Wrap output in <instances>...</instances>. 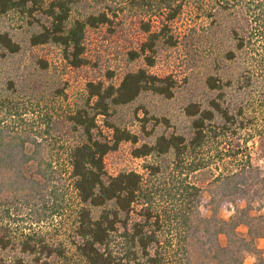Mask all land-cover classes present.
<instances>
[{
	"label": "trees",
	"instance_id": "obj_1",
	"mask_svg": "<svg viewBox=\"0 0 264 264\" xmlns=\"http://www.w3.org/2000/svg\"><path fill=\"white\" fill-rule=\"evenodd\" d=\"M185 9L202 13L216 28L220 19L228 21L222 30L231 47L225 49L223 58L238 63L239 58L248 55L249 66L244 68L241 64L244 69L237 78H226L219 73L206 75L205 85L214 95L185 107L190 136L162 133L152 142H141L137 133L108 119L116 108L133 102L142 93L165 98L173 95L174 79L170 75H158L150 68L155 65L160 45L177 43L173 23ZM9 12L24 15L30 18L31 25L37 26L29 35L31 46L59 48L63 61L72 70L89 65V36L102 31L111 37L124 36L128 42L124 52L126 61L142 60L144 66H135L122 74L107 69L104 75L88 79L84 85L85 100L55 122L67 127L72 136L63 144H66L65 160L78 201L74 219L77 259H69L61 243L48 241L40 231L13 232L0 225V264H163L159 231L165 219L181 217L186 223L191 221V213L198 215L200 187L186 179L174 178L176 175L170 182L160 180L159 176L172 163L174 170L180 169L182 174L185 159L214 138L245 130L253 132L250 133L253 136L264 134V117L261 120L259 117L263 110L257 113L264 108V83L260 80L264 75V0H0V15ZM129 32L134 33L135 40L126 36ZM0 51L2 56L12 57L21 51V45L8 32H3ZM38 62L42 69L49 66L45 58ZM7 87L14 93L20 89L11 77L7 78ZM55 90L62 95L64 89ZM4 101L9 102L8 111L16 118L26 109L18 101L6 98L1 100L3 105ZM99 116L108 124L110 135L99 129ZM14 124L0 126V195L9 191L16 200L34 206L50 189L48 193L54 196L53 200L58 199L57 189L48 187L56 178L52 164L55 157L45 158L40 150H29V146L42 145L44 135L34 136L20 123ZM54 140L57 145L63 142L59 137ZM124 143L134 145L130 151L133 157L152 159L145 165L147 176L137 169L107 173V156ZM165 161L169 165H164ZM189 166L190 170L198 168L193 162ZM220 180L230 187V194L246 198L247 205L242 207L234 201L233 212L227 219L207 220L212 219L215 228L207 239L210 245H206V255L212 253L216 264H243L245 254L251 253L255 256L252 264H264L263 251L256 243L264 237V213L251 214L248 199L251 190L264 194V172L254 170L247 162ZM164 196L177 201V205L171 210H159L157 198ZM3 202L0 199V206ZM138 204L139 218L133 219L130 213ZM62 206L54 203L48 208H53L52 214ZM41 217L44 216L39 215L37 221ZM241 225L246 227L245 232L238 231ZM205 229L209 234V227ZM219 234L225 235V245L218 242ZM188 235L187 232L184 238ZM10 250L17 251L13 259L3 255Z\"/></svg>",
	"mask_w": 264,
	"mask_h": 264
},
{
	"label": "rangeland",
	"instance_id": "obj_2",
	"mask_svg": "<svg viewBox=\"0 0 264 264\" xmlns=\"http://www.w3.org/2000/svg\"><path fill=\"white\" fill-rule=\"evenodd\" d=\"M29 19L15 12L0 15V33L8 32L21 45V51L12 57H4L0 54V126L12 127L18 122L22 127L31 130L34 136L38 133L44 135L46 139L42 140V145L29 146V150H40L45 158H50L52 155L55 157L52 164L56 170V178L48 187L57 189L59 198L53 200L54 196H50L48 188L44 198L37 201L34 206H30L16 200L9 191H5L0 195V199L4 201L0 206V225H6L13 232L32 229L40 231L48 241L54 244L61 243L68 258L73 260L77 259L74 242L78 239L74 233V219L78 201L71 185L64 155L67 141H70L72 136L67 127L55 122L64 112L73 110L85 100L84 85L88 79L103 74L107 69L122 74L123 71L135 66H144V63L142 60L128 63L124 54L128 42L124 36L111 37L102 31L93 32L89 36L88 45L91 53L89 65L72 70L63 61L59 48L53 45H30L29 35L37 29V26L31 25ZM41 20L46 22L45 18ZM220 21V26L216 28L215 23L212 25L211 19L202 13L185 9L173 23L177 43L173 46L160 45L155 65L150 68L158 75H170L174 79L173 95L165 98L149 92L142 93L133 102L116 108L108 121L137 133L141 142H152L162 133L165 135L181 133L190 136V119L185 114V107L190 102H204L207 97L214 95L205 85L206 75L219 73L226 78H237L240 70L249 66L248 55L239 58L240 65L236 61L230 62L223 58L225 49L231 47V43L222 30L223 27H227L228 21L225 19ZM126 36L136 39L132 32ZM44 58L48 61L47 69H42L38 62L39 59ZM8 77L17 82L19 92L14 93L8 89ZM260 80L264 83V75ZM58 88L64 89L62 95L57 94L55 89ZM6 98L12 102L18 101L23 108H26L21 118L10 114L8 101H4V105L1 103V100ZM262 110L264 113V108L257 113ZM262 114L259 116L260 120L264 117ZM20 119L22 121H18ZM98 125L103 133L110 135V128L102 116L98 117ZM250 133L253 132L245 130L225 138H214L197 150L196 154L185 159L182 174L179 173L180 169L174 170L175 165L172 163L165 174L159 176L160 180L166 179L170 182L172 176L176 175L174 178L186 179L187 182L200 187L198 215L191 213V221L185 223L181 217L179 220L163 218L165 224L159 231L164 255L163 264L217 263L212 253L206 255V245H210L207 239L215 228L212 219L209 222L207 220L217 217L227 219L233 212L234 201L242 207L247 205L246 198L239 199L238 194H230V187L226 183H221L220 178L236 171L239 166L247 162L251 163L254 170L258 168L264 172V134L253 136ZM53 136L59 137L63 142L57 145ZM65 141L66 144H63ZM133 147L132 144L124 143L119 150L107 156L108 174L137 169L148 175L145 165L152 159L133 157L130 153ZM190 162L197 163L198 168L190 170ZM167 164L169 165V161L164 162V165ZM35 168L34 166L33 169ZM248 195L251 201L250 213L253 215L264 213V194L261 191L256 193L251 190ZM176 202L164 196L157 198L156 205L159 210L164 208L171 210ZM54 203L63 206L51 214L53 208L48 206ZM134 209L130 213L131 218L138 219L140 205H136ZM39 215L44 217L37 221ZM205 226L209 227V234ZM238 231L245 232L246 227L241 225ZM187 232L189 235L184 238ZM218 242L225 245V235L219 234ZM256 243L262 249L264 256V237L258 238ZM3 255L13 259L17 251H5ZM254 260L255 256L247 253L243 264H252Z\"/></svg>",
	"mask_w": 264,
	"mask_h": 264
}]
</instances>
